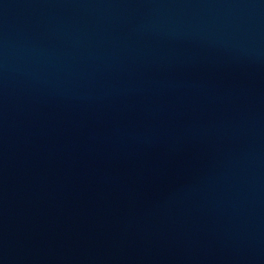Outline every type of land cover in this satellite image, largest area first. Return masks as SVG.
<instances>
[{
  "label": "water",
  "instance_id": "water-1",
  "mask_svg": "<svg viewBox=\"0 0 264 264\" xmlns=\"http://www.w3.org/2000/svg\"><path fill=\"white\" fill-rule=\"evenodd\" d=\"M0 143L188 264H264V0H0Z\"/></svg>",
  "mask_w": 264,
  "mask_h": 264
}]
</instances>
